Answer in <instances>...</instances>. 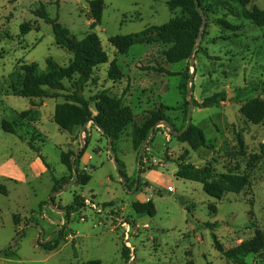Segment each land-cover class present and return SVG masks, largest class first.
I'll use <instances>...</instances> for the list:
<instances>
[{
	"label": "rangeland",
	"instance_id": "374dc122",
	"mask_svg": "<svg viewBox=\"0 0 264 264\" xmlns=\"http://www.w3.org/2000/svg\"><path fill=\"white\" fill-rule=\"evenodd\" d=\"M89 1L0 0V184L8 191L7 194L0 191V248L11 244L15 252L7 256L0 250V264H81L90 259H100L102 264H235L216 249L213 232L225 248L251 239L257 229L264 232V120L253 124L240 112L247 100L264 99V93L260 89L242 95L238 92L246 86L264 85V25L258 26L243 15L254 8L264 10V0H251L246 6L236 0H202L209 17L203 27L202 51L194 54L195 77L192 82L188 80V85L194 84V88L189 97L193 95L202 101L217 92L231 93L218 106L193 107V122L204 130L208 146L192 150L169 129L171 141L157 131L147 145L152 149L145 158V172L150 171L161 182L152 184L142 176L143 185L134 189L138 187L137 171L136 181L131 175V190L124 185L107 144L104 142L105 147L98 152L97 142L93 141L88 147L92 155L90 165L83 168L92 175L90 182L72 183L54 195L55 204L63 205L71 204L76 194L87 198L86 206L67 218L65 212L49 201L53 193L52 177L73 175L62 163L61 153L82 148L86 136L81 134L83 127L69 132L77 140V146L72 147L69 133L54 121L55 104L65 99L40 97L32 101L15 95L14 88H19L23 80V64L37 63L40 71H46L48 58L67 66L74 54L56 44L52 25L34 11L45 5L49 15L58 17L77 39L92 30L99 34L109 61L95 69L94 81L88 82L83 94L91 98L109 89L111 95L119 97L125 91V103L132 106L135 120L117 142L116 153L130 169L127 173L132 172L134 161V125L142 123L162 104L183 105L179 72L194 71L191 60L177 63L166 60L164 51L171 46L169 43H136L126 54H120L109 42L114 35L162 25L181 13L180 8L171 11L168 0H104L101 23L91 29ZM221 18L239 29L223 28L217 23ZM25 21L33 29L22 34L20 26ZM114 58L124 72L123 79L118 81L107 75ZM91 107L95 110L94 103ZM166 114L176 128L185 125L183 109H171ZM2 119L15 122L17 133L4 131ZM166 128L159 125L162 132ZM27 140L40 147L50 170L37 173L32 163L38 153ZM185 150L190 151L186 161L197 166L208 163L216 173L248 172L249 185L240 193L226 192L222 199L211 197L202 183L176 176V160ZM16 165L24 167L26 182L12 171ZM3 171L7 172L4 176ZM150 199L156 205L155 216L135 211V202ZM42 201L48 203L41 210ZM210 205L216 206V213ZM208 222H218L219 227L212 230L206 225ZM47 243L49 248L45 246ZM123 250L128 259L124 258ZM246 260L264 264V250L248 255Z\"/></svg>",
	"mask_w": 264,
	"mask_h": 264
},
{
	"label": "trees",
	"instance_id": "16d2710c",
	"mask_svg": "<svg viewBox=\"0 0 264 264\" xmlns=\"http://www.w3.org/2000/svg\"><path fill=\"white\" fill-rule=\"evenodd\" d=\"M236 1L246 6L251 0ZM167 4L171 11L180 8L181 13L175 14L174 17L162 25H153L136 33L111 36L109 42L120 54H126L136 43L150 44V42L153 41H161L171 44V46L164 51V56L169 63L189 62L198 42L203 16L201 12L197 10L195 0H168ZM105 7L106 4L104 0L89 1L88 17L91 21V29H94L101 23ZM200 7L208 19V9L203 4L202 0H200ZM34 13L37 17L44 19L52 25L56 44L73 52L74 56L67 66H61L55 63L51 58H48V69L46 71H40L37 63L23 64L21 66L23 80L19 88H14L15 95L31 98L32 101L40 97H63L65 100L57 103L54 111V121L59 125L60 129L72 132L76 127H84L92 121L93 125L101 127L105 131L104 135L107 138L110 137L112 139L113 151L116 154V143L122 137L125 129L130 124L134 123L135 114L132 107L123 102L125 91L119 97L111 95L109 89H103L91 98H86L83 94L88 82L94 81L93 75L95 69L101 64L109 61V55L103 48L99 34L92 30L82 39H77L71 34L70 29L59 21L58 17L53 18L49 15L45 5L36 9ZM243 15L253 20L258 26L264 25V10L254 8L252 11H244ZM217 23L225 29H239V26L225 18L218 19ZM32 29V24L27 21L23 22L20 26L22 34H27ZM37 29L39 28L37 27ZM152 33H154L155 36H152ZM201 49L202 47L197 49L196 52L202 51ZM159 69L174 75V72L170 70H164L163 68ZM186 70L189 71V67H187ZM179 74L182 75L179 88L184 99L183 105L170 107L162 104L160 108L152 110L150 116L142 123L134 125L133 146L137 151V161L143 141L151 135V129L157 122L164 121L170 123L173 126L172 133L185 129L190 104L188 98V80L190 79L191 73L179 72ZM107 75L108 78L113 81L123 79L124 72L117 58H114L110 62ZM66 81L69 82V86L66 85ZM191 87L193 91L194 84H192ZM257 89L262 90L264 93V85L259 87L246 86L239 88L238 92L242 95ZM227 94L228 93L225 91L217 92L204 98L202 101L197 100L192 95L191 100L193 107L204 108L218 106L221 101L226 100ZM91 103H94L96 113H94ZM171 109H183L186 122L183 127L176 128L175 122L166 114V111ZM240 112L253 124L261 123L264 120V99L261 97L250 98L241 106ZM1 127L8 133H17L15 122L2 119ZM158 130L159 127L155 129V135ZM176 137L179 141L187 143L192 150L208 146L204 130L193 121L186 131L180 135H176ZM21 138L24 140L23 137ZM84 141L85 147L82 150L78 149L76 151L71 150L61 153L62 163L67 166L73 175L60 178L53 176L52 181L54 184L51 192L61 190L71 180H73L72 183L86 185L92 179V175L81 167V158L90 142L87 134ZM27 142L29 146L38 153V156L47 170H50V164L47 162L45 156L41 154L40 147L29 140H27ZM240 145H243L242 140H240ZM262 150V153H264V143L262 144ZM189 152V150H185L176 160L178 166L176 176L202 183L204 191L211 197L222 199L226 192L240 193L249 185L250 175L248 172L238 173L228 171L216 173L215 169L208 163L203 166H197L186 161L185 158L189 156ZM147 155L148 147L142 156L141 168L136 170V172H140V175L137 176V190L143 185L142 174L145 172V158ZM72 157H75L74 160H72ZM116 159L118 172L120 176L124 178V185L132 190L133 186L129 184L132 177L127 173L125 162L119 159L117 155ZM136 172L134 174L135 181ZM0 191L4 194L8 193L6 187L2 184H0ZM50 198L55 204V197L51 194L49 196V201ZM86 200L87 198L85 196L76 194L71 204L63 205L58 203L55 205L59 209L65 210L66 217L69 218L71 213L77 212L86 206ZM46 203H48V201H42L40 203L41 210ZM133 207L137 213H147L150 216H155L157 213L156 205L151 199L145 202H135ZM209 207L213 213H216V206L210 205ZM42 213L41 211V214ZM14 222L16 224L19 222V216L17 214L14 215ZM206 225L211 227L212 230L219 227L218 222H208ZM21 232L23 234L25 233L24 231ZM213 238L215 247L221 255L233 261L235 264H251L246 260V257L264 250V232L261 229H257L255 235L251 239L230 248H225L214 232ZM45 246L49 248L50 243L45 244ZM0 250H4L7 256L15 255V252L10 246ZM123 256L125 259L129 258L124 250ZM81 264H102V261L100 259H90Z\"/></svg>",
	"mask_w": 264,
	"mask_h": 264
},
{
	"label": "crops",
	"instance_id": "0c3cea01",
	"mask_svg": "<svg viewBox=\"0 0 264 264\" xmlns=\"http://www.w3.org/2000/svg\"><path fill=\"white\" fill-rule=\"evenodd\" d=\"M121 96V95H120ZM123 102H124V104H128V103H125V99L123 98ZM60 103V102H59ZM129 105V104H128ZM55 106H56V104H55ZM132 107V106H131ZM94 111V113H96V111L95 110H93ZM78 129H80V128H76L75 129V131L74 132H76V131H78ZM93 130H95L97 133H96V135H94V133H93ZM158 131H160L162 134H163V136L165 137V139H166V141H171V135H170V132H169V130H168V128H166V130L165 131H161V130H158ZM69 133V132H68ZM82 133H85V135L87 134L88 136H89V139H90V142H89V145L93 142V141H96L97 143H96V146H95V149L96 150H98V152H101V150H102V148H104L105 147V145H104V142L107 144V146H108V138L104 135V133L97 127V126H95V125H93V123H92V121H90L88 124H87V126H86V129L84 130V127L81 129V134ZM74 134H72L71 135V133H69V139H70V141H72V147L73 146H77V140L76 139H72V136H73ZM121 139V138H120ZM119 139V140H120ZM118 140V141H119ZM117 141V142H118ZM168 143V142H167ZM89 145H88V147H89ZM116 146H117V143H116ZM88 147H87V149H86V151L84 152V154H83V156H82V158H81V167L82 168H85V166L86 165H90V159H91V157H92V155L88 152ZM75 149H77V148H75ZM134 149V148H133ZM152 149V146L150 145V146H148V150H151ZM106 150H107V148H106ZM116 150H117V147H116ZM108 153H110V151H109V148H108ZM41 154H42V152H41ZM111 154V153H110ZM44 155V154H43ZM116 155H117V153H116ZM118 156V155H117ZM46 158V157H45ZM111 159H113V158H111ZM47 160V159H46ZM125 162V161H124ZM126 163V162H125ZM33 164V166H34V169L37 171V173H40V174H42L43 172H45L46 170H47V168H46V166L43 164V162H42V160L40 159V157L38 156V154H37V156H36V158H35V161L32 163ZM145 167H146V165H145ZM88 169H89V167H87ZM132 172L130 173V172H128V175L130 176V177H132L131 175H133V174H135L134 172H136V170L137 169H139L138 168V161H137V151L134 149V161L132 162ZM130 169H128L127 168V171H129ZM14 173H17V176L19 177V179L22 181V180H24V182H26V180H27V173H26V171H25V169H24V167H20V165L19 166H17L16 165V167H14L13 168V170H12ZM7 172H5V171H3L2 172V175L4 176L5 174H6ZM151 173H150V171H146V172H144L143 174H142V176L144 177V179L146 178L147 180H149V181H151L152 182V184H158V183H160L161 182V178H154V177H152V175H150ZM152 189H154V187H152V186H150ZM171 189L173 190V187H171ZM52 190V189H51ZM62 193V192H61ZM54 211V210H53ZM56 213H61V212H58V211H55ZM42 215V217H44V213L43 214H41Z\"/></svg>",
	"mask_w": 264,
	"mask_h": 264
},
{
	"label": "water",
	"instance_id": "95a60500",
	"mask_svg": "<svg viewBox=\"0 0 264 264\" xmlns=\"http://www.w3.org/2000/svg\"><path fill=\"white\" fill-rule=\"evenodd\" d=\"M195 3H196V8H197V10H199V11L201 12L202 16H203V23H202V27H201V30H200V34H199V37H198L197 45H196V47H195V49H194V51H193V53H192V57H191V59H190V60H191V63H192L193 65L195 64L194 54H195L196 50L199 49V47H200L201 37H202V33H203V27H204V25H205V23H206V20H207V19H206V16L204 15L203 10H202L201 7H200V0H195ZM194 77H195V65H194V71L191 73V76H190V81H191V82L194 80ZM191 92H192V89H191V86H189V87H188V98H189V102H190V104H189L188 118H187V123H186L185 129L182 130V131H178V132H177V131H174V134H175V135H180V134H182L184 131H186V130L189 128V126H190V124L192 123V121H193V103H192L191 98L189 97L190 94H191ZM230 96H231V93L228 92V94H227V98H230ZM159 125H164V126H166L171 132H173V126H172L170 123H168V122H164V121H159V122H157V123L152 127V129H151V135H150L147 139H145V140L143 141V144H142V147H141V151H140V155H139V159H138V168H141V166H142V165H141L142 156H143V154H144V152H145V150H146V147H147L148 143L154 139V137H155V129H156L157 127H159ZM86 126H87V124L84 126V130L86 129ZM98 128H99L103 133H105V131H104L101 127H98ZM84 147H85V141L82 140V148H81V150H82ZM108 148H109V151H110V153H111V155H112V158L114 159L115 164H116V166H117L116 154H115L114 151H113V147H112V139H111L110 137L108 138ZM74 158H75V157H72V160H74ZM139 175H140V172L138 171V176H139ZM121 179H122V181H124V178H123V177H121ZM72 182H73V180H71L68 184H66L61 190L56 191V192H53L52 195L54 196V195H56V194H59V193L63 192L64 190H66V189L69 187L70 184H72ZM136 188H137V186H136L134 189H136ZM50 202L53 204V206H54L55 208L59 209V208L56 207V205L53 203V200H52L51 198H50ZM59 210H61V209H59ZM62 211L65 212V210H62ZM42 232H43V231H42ZM19 237H20V235H18V236L16 237L15 241H17ZM10 245H11V244H9L8 246H10ZM8 246H6V247H8ZM6 247H4V248H6ZM4 248H0V249H4Z\"/></svg>",
	"mask_w": 264,
	"mask_h": 264
},
{
	"label": "built area",
	"instance_id": "2783aa9c",
	"mask_svg": "<svg viewBox=\"0 0 264 264\" xmlns=\"http://www.w3.org/2000/svg\"><path fill=\"white\" fill-rule=\"evenodd\" d=\"M87 201V200H86ZM129 232H130V228L128 227L127 229H126V237H129Z\"/></svg>",
	"mask_w": 264,
	"mask_h": 264
}]
</instances>
